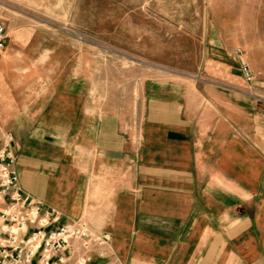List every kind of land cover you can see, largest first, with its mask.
<instances>
[{"label": "crops", "instance_id": "crops-1", "mask_svg": "<svg viewBox=\"0 0 264 264\" xmlns=\"http://www.w3.org/2000/svg\"><path fill=\"white\" fill-rule=\"evenodd\" d=\"M219 1L213 24L191 32L199 74L144 51L160 69L140 79L137 115L98 108L75 85L26 101L5 80L0 133L13 131L22 191L111 234L88 264H264V0Z\"/></svg>", "mask_w": 264, "mask_h": 264}, {"label": "rangeland", "instance_id": "rangeland-1", "mask_svg": "<svg viewBox=\"0 0 264 264\" xmlns=\"http://www.w3.org/2000/svg\"><path fill=\"white\" fill-rule=\"evenodd\" d=\"M211 9L209 0H0L1 108L13 100L12 80L26 101L75 85L98 108L137 115L140 79L160 69L144 51L174 73L199 74L191 32L213 24Z\"/></svg>", "mask_w": 264, "mask_h": 264}, {"label": "built area", "instance_id": "built-area-1", "mask_svg": "<svg viewBox=\"0 0 264 264\" xmlns=\"http://www.w3.org/2000/svg\"><path fill=\"white\" fill-rule=\"evenodd\" d=\"M7 45L0 22V54ZM231 58L248 83L255 79L245 51L236 47ZM14 135L0 133V264H88L96 250L104 256L111 243L108 232H93L82 219L64 221L62 212L24 193L15 168Z\"/></svg>", "mask_w": 264, "mask_h": 264}]
</instances>
